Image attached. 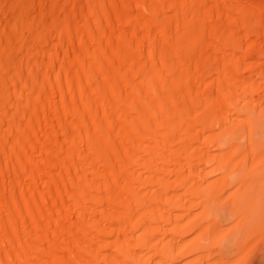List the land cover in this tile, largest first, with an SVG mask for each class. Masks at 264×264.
<instances>
[{
    "label": "bare ground",
    "instance_id": "bare-ground-1",
    "mask_svg": "<svg viewBox=\"0 0 264 264\" xmlns=\"http://www.w3.org/2000/svg\"><path fill=\"white\" fill-rule=\"evenodd\" d=\"M242 174L264 0H0V264H214Z\"/></svg>",
    "mask_w": 264,
    "mask_h": 264
},
{
    "label": "rangeland",
    "instance_id": "rangeland-1",
    "mask_svg": "<svg viewBox=\"0 0 264 264\" xmlns=\"http://www.w3.org/2000/svg\"><path fill=\"white\" fill-rule=\"evenodd\" d=\"M254 171L255 172L256 171L258 172V170H254ZM241 177H242L241 179L234 180V182H233L234 183V187H235L233 189L234 190L233 191V194L236 193L233 198H236V200L238 199L237 201H239L240 199L241 200L244 199L243 201H241L242 204H240V205L238 204L239 202H237L238 207H239V208L238 207L237 208H238V210L240 209L239 212H238L237 221L234 223V225L231 224L229 226L227 225V226H223V227L222 226H217L216 229L219 230V232L221 233V236H217L216 237V240L217 241L215 240L213 246L209 247V249H211V250H215V248H216V250H215L214 253H216V252L218 253L219 252V256H218L217 260L214 261V264H240L239 262H241L240 260H242L243 254L245 255V253L247 252L246 251L247 250L246 248H250L251 250L252 249H254V250H252L251 251L252 253L249 254V255H251L250 258H249V262L248 263L246 262L245 264H264V239H263V237H264V211L263 210L264 209H262L264 207V200H262L263 203L261 202L262 203L261 204L260 203V200L257 199V198L260 197V194H262V192L264 190V186H263L264 184L262 186L258 185L257 189H254V191H252V192L256 193L257 195L259 193V196L256 197V199H257V202L256 203L257 204L251 205L248 202L249 200H247V199L250 198L252 200V198H251V197H253L252 195H250V197L248 198L247 195L245 194V192H244V194H242L240 192V194L242 196L239 195L238 197H236V195L239 192L238 191L239 190V187L241 186V184H242V182H243V180L245 179L246 176H245V174H242ZM261 190H262V192H260ZM245 195H246L247 198L245 197ZM233 201H235V199ZM245 202H246V204H245ZM247 203H249L252 207L249 204L247 206ZM258 203H259V205H258ZM243 207H244V210H243ZM246 207H249V209L246 208ZM259 207L261 209H258L259 210L258 211L256 208H259ZM245 208H246V213H245ZM226 210H232V211H234L233 208L232 209H229V207H227ZM247 212H248V214H247ZM258 212H260V213H258ZM224 214L225 215H228V213H226V212ZM246 214L249 215V216H247ZM251 214H253L255 216H252ZM210 216L211 217L212 216L214 217V215H212V214H210ZM244 216L246 218H248V220L249 219L251 220V218H252V220L251 221L249 220V221H247V223H244L243 224L242 223L243 222L242 220H243V218H245ZM258 216L259 217L261 216V218H259ZM256 217H258V219H260V220H258ZM216 220L217 219L215 218V220H213V221L215 222ZM223 220H224V218L222 217L221 225H223L222 224ZM257 220H258V222H257ZM253 221H255V222H253ZM252 223H254V224H252ZM246 225H247V227H246ZM257 225H258V231L256 233H254V234L251 233L250 231H253L254 228H255V226H257ZM250 228L252 230H249ZM232 229H234L235 231L232 230ZM231 235H234V236H231ZM254 235L256 236V238H255ZM259 235H260V237H259ZM250 238H251V240H250ZM208 246H210V245H208ZM219 247H220V249H219ZM198 256H200V254ZM240 256H241V258H240ZM182 264H184V263H182Z\"/></svg>",
    "mask_w": 264,
    "mask_h": 264
}]
</instances>
